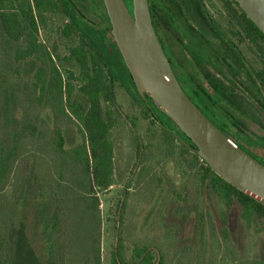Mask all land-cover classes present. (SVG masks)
Segmentation results:
<instances>
[{"label":"trees","instance_id":"16d2710c","mask_svg":"<svg viewBox=\"0 0 264 264\" xmlns=\"http://www.w3.org/2000/svg\"><path fill=\"white\" fill-rule=\"evenodd\" d=\"M124 2L131 5V0ZM55 13L72 19L60 31L65 38L77 31L73 18L81 21L78 43L65 56L38 38L39 26ZM108 28L102 0H0V264H102L98 194L114 183L116 82L132 90L143 119L159 129L168 158L185 165L183 173L201 205L204 197L214 198L223 223L225 212L238 208L247 227L264 229V207L214 173L172 121L137 94ZM56 61L71 67L65 77ZM26 63L32 67L30 78L22 74ZM259 78L264 81V72ZM256 93L255 104L264 111V92ZM211 102L220 115L235 104ZM238 103L244 109L243 100ZM69 125L76 126L79 140L65 148L62 127ZM10 179L14 183L7 198ZM222 234L227 240L225 230ZM152 248L126 245L118 235L109 264H169L161 252L156 258ZM226 250L227 244L213 256V264L223 263Z\"/></svg>","mask_w":264,"mask_h":264},{"label":"rangeland","instance_id":"374dc122","mask_svg":"<svg viewBox=\"0 0 264 264\" xmlns=\"http://www.w3.org/2000/svg\"><path fill=\"white\" fill-rule=\"evenodd\" d=\"M73 19L77 31L74 29L65 38L60 31L72 19L61 13L47 15L44 25L39 26L40 43L48 50L55 46L60 56L67 55L79 40L81 21L76 17ZM56 65L63 77L65 70L71 69L57 61ZM74 70H78L76 65ZM22 74L30 78L33 74L31 65L26 63ZM115 101L118 120L111 130L114 183L108 191L98 194L102 264H109L118 235L126 245L134 242L141 246L152 245L155 257L161 252L169 264H213V256L216 252L219 254L225 244L229 251L226 250L221 264L235 261L264 264V229L247 227L238 208L226 211L227 224L223 223L214 198L204 197L201 205L196 188L183 173L186 172L185 165L176 166V162L168 158L165 144L158 139L159 129L150 119H143V110L132 90L127 92L116 82ZM62 131L65 148L78 143L75 125L63 126ZM26 161L30 164L28 159ZM13 183L10 179L4 194L7 198ZM222 230L228 234L227 240H224Z\"/></svg>","mask_w":264,"mask_h":264},{"label":"flooded vegetation","instance_id":"af4514ba","mask_svg":"<svg viewBox=\"0 0 264 264\" xmlns=\"http://www.w3.org/2000/svg\"><path fill=\"white\" fill-rule=\"evenodd\" d=\"M147 3L155 35L185 95L236 146L264 165V111L255 104L256 91L264 92L260 30L234 0ZM127 7L131 13V5ZM214 98L235 104L227 111L219 107L222 115L215 114Z\"/></svg>","mask_w":264,"mask_h":264},{"label":"water","instance_id":"95a60500","mask_svg":"<svg viewBox=\"0 0 264 264\" xmlns=\"http://www.w3.org/2000/svg\"><path fill=\"white\" fill-rule=\"evenodd\" d=\"M264 35V0H234ZM109 34L133 86L180 130L195 154L226 183L264 207V165L236 146L179 86L150 20L147 0H102Z\"/></svg>","mask_w":264,"mask_h":264}]
</instances>
